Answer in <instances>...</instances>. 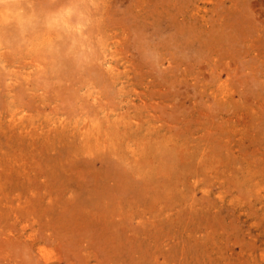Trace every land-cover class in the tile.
Masks as SVG:
<instances>
[{
	"label": "rangeland",
	"instance_id": "rangeland-1",
	"mask_svg": "<svg viewBox=\"0 0 264 264\" xmlns=\"http://www.w3.org/2000/svg\"><path fill=\"white\" fill-rule=\"evenodd\" d=\"M53 1L56 2L61 1L60 3L62 4V8L64 9V12L68 15H69L68 10H71L69 16L73 18L74 22H76L77 25H79L78 22H81L83 19L82 17L83 12H81L80 8H77V6H75L76 4L74 3V0H53ZM86 1L83 0L84 3H86ZM111 1L112 3L114 2V4L111 3L113 8L112 13L125 14L126 12V14H128L133 19L132 20L130 18L128 20L130 23L127 24V26L129 27L128 34L130 35L129 36L127 34V40H129V38L130 39L132 38L129 41L130 43L127 41L130 50L126 52V55L128 54L127 56H129L126 64L128 65L129 68L131 67L132 69L131 70L128 68L129 69V73L127 74L128 77L127 78L124 77L125 79L124 78L119 79L116 83L113 84L114 88L111 87L112 85L107 84L105 89L104 84L100 83L101 85L100 86L99 82L97 80H94L89 75L90 72L88 73L90 68L92 70V66H95L97 62H99V60L97 61L93 60L94 64H92L91 62V66L89 65L90 67L89 69H87L88 68L87 61H86L87 67L86 64H83L80 65L79 68L75 69L69 66H64L63 60L56 59L59 61L61 60L59 63V67L64 68V71L61 68V70H59L60 72L58 71L57 74H55L56 76L53 79V81H51L53 83L50 84L49 81L46 82L47 81L46 79L40 78L39 80L40 83L45 82L44 87L46 89H44V87L42 86L43 88H41L40 91L39 89L35 90L37 91V93H42L44 91L48 92V93L44 92V94L46 93L45 96L50 97L52 99L51 105L54 106L50 107L51 108L49 109L50 111L48 110L46 113L39 114V116H37L36 118L38 121H40L41 119V121L46 122L53 117L63 116V118H65L69 116V114L74 115V112L79 111L78 108L80 107L81 104L80 102H84L81 99L88 97L89 93L93 90L95 91L96 89L99 92V96L103 95L106 98L105 102L108 105L109 104L110 105L114 104V106L119 105L117 107H119L120 111L117 107H113V106L111 107L109 105L111 107L110 110L113 113H120V112L126 113V111L128 110L127 112H129L128 114L129 116H136L137 118L139 117L138 120H142V122L144 123L147 122L145 124L146 129L144 128L141 132L140 129L142 128L132 129L131 133H133L135 136L134 138H131L133 136H130L131 140H127L122 144L121 155L122 156L129 155L130 157H132L131 149H133V147H136V149H138V152L142 156L145 155L146 152L151 151L152 154L155 153V155L152 156H153V160L156 161L155 164L157 165V167L156 168L153 167V169L152 168L149 169L151 171L148 170L147 173H146L147 168L146 169L142 168L143 174L137 173V171L136 173H134L133 169L131 168V166L134 164L132 158H130L131 161L129 159L125 161V159L122 160V158H120L118 155H114V154L111 155L102 150L93 153V155L87 153L85 154L84 157H83L84 154L80 156L74 155V157H77L76 159L71 156L69 159L71 158L74 159L72 163L71 162L68 163L67 160H65L63 161V164H61L60 166V165H56V163L54 162L55 157H57V155L59 156L62 153L64 154L65 150L68 152L70 148L65 143L57 142V143H53L50 147H48L47 145L44 148H42L43 153L41 152V154H44L43 156L38 155V158L40 157V159L42 160L41 163L44 166L43 169L38 170L39 166L36 165L37 164L36 163L35 166L30 167L32 170L30 169L29 170L30 174L27 175L26 170L24 168H21L20 166L21 163H23L22 158L24 155L21 154V150L19 149V147L14 146V144L6 141L7 139L4 138L6 136L3 135V133L1 132L2 130L0 129V134H1L0 136H2L0 137L1 138L0 140L4 141V144L0 143V147H1L0 160L2 158L1 161L2 162L4 161L3 159L5 157L4 156L5 152L13 153L15 155L13 156V158L18 156L21 159L20 161L17 162L15 160L18 159V157L15 160L7 159V162L4 163L3 166L4 168L8 166L9 169H11V171L8 169V167L6 168V170H4V172H2L1 170L2 172L1 177L4 179L3 181L7 183L3 185L4 186L3 189L0 188L1 189L0 205L3 207L1 208L0 206V264H46V262H49L47 264H50V261H45L41 257V255H38L41 249L42 251L53 257L51 259L52 260L51 262H54V264H143V263L144 264H170V263L184 264L185 262H186L185 264L187 263L192 264L195 261L194 258H196L197 261L199 260L198 262H201V264H220V263L242 264L243 262H245L243 264L246 263L264 264L263 263L264 261L262 260V253H264V173H262L264 172V120H263L264 118V104H263L264 103V89H263L264 41L262 40L264 39V35H263L264 34V0H249V3L247 2V0H186V1L165 0L167 4L163 2L164 0H160V1L159 0L158 1L157 0L156 1L155 0H111ZM180 2L185 4H182ZM246 2L248 3V6ZM157 3H160L157 5L161 7L159 8V11L163 9L165 12L169 10L170 13H172V14L169 13V16L172 15V19L174 17L175 22L173 21L172 22L173 24L167 23V20L162 21L163 19H160L162 17L159 16L158 14H156L155 17L153 16L151 17L150 15L151 11L149 10L150 9L149 6H151V4L152 6L156 5ZM162 3L166 6H163ZM249 4L250 7L252 8H249ZM176 6H180L182 11L178 10L177 12L175 10L174 12L173 9H176ZM243 6L245 7V10ZM144 7L146 9H144ZM194 7L196 10L194 9ZM239 7L243 8L244 11H241L242 9L240 8V11L242 13L252 10L251 15L254 17V19L252 18L251 19L253 21L254 28L250 32V37H252V39H255V41L258 44L260 43L258 51H253V49L251 48L252 46L251 42H248V43H242L241 46H243V49H241L240 51L234 50L233 52L230 53L229 56L223 57L222 59H220V57L217 56V54L215 55V53H212L209 56H207L206 59H203L204 58L203 55L201 57L200 54H197L199 53V50H197L198 47H196L197 45H194L195 46L193 48L194 51H191V53L189 52L190 56L193 54V57L190 58L189 53L187 52L188 50H185L188 48L182 46L180 40V38L182 37L179 38L178 35L176 34L178 29L185 27L191 28L192 26L190 25L192 24L193 27L196 26L198 28V26L201 23V19L203 17L200 15L206 12L207 15L209 14L208 17L207 15H205V17L207 18L206 21L208 24L207 23L206 24L208 28L209 26H212L213 23H214L213 25H215L220 22L218 20V17L222 19V21H224V18H226L228 15H230L229 17H231L233 16L232 14L234 13H235L234 15L238 14V12L240 13V11L237 10L239 9ZM164 8L167 9L165 10ZM146 10L149 11L148 14H147L148 11ZM192 10H194L193 11L194 14L191 13ZM229 12L230 14H228ZM176 13H178L179 15H176ZM190 13H191V18L193 19L188 18ZM196 13L198 16L197 21H195L194 19L195 18L194 15H196ZM76 14H79V17ZM226 14L227 16H225ZM140 15L141 17H139ZM210 17L212 18L210 19ZM143 18L145 19L147 18L146 22L143 21L144 20ZM181 18L182 20H180ZM176 19H178V21ZM212 19L213 21L210 22L208 21ZM147 20L149 23L147 22ZM150 20H153L154 22H151ZM181 21H185L186 25L184 23H182L184 24L182 25ZM188 21L190 22V24H188ZM132 22L134 24H132ZM176 22H178V25ZM211 22L213 23L211 24ZM174 23L180 27L174 26ZM136 24H138V27H140L141 24V27H143L142 30L141 27L139 29ZM256 24L258 25V27H255ZM58 26L59 25H57V27ZM156 26L157 29H159L158 32L156 30ZM57 27H54L51 30L56 31L57 29L55 28ZM60 27L64 28L62 25H60ZM60 27L58 28V30L59 29L61 30ZM131 27L133 28V30ZM165 27H166L165 30L166 32L163 31ZM167 27H170L171 29L168 28L167 30ZM134 28L136 29V32L140 31L139 35H141V37L138 36V32L135 33ZM145 28L146 31L149 28L148 29L149 31H147L149 33H144L146 32ZM153 29H155V32ZM258 29H261L263 31H258ZM62 30H61V34L57 36V40L59 41L58 43L63 42L62 39L69 32L66 31V29H64L63 31ZM131 30L133 33L131 32ZM150 31H152L153 33ZM253 31L254 33H252ZM63 32H66V34L65 33L63 34L64 36L62 35ZM173 32L175 35L174 34L172 35ZM201 32L204 33V31ZM201 32L200 34H202ZM163 33L165 35H163ZM149 36L150 37L154 36V37L150 38ZM169 37L173 40L174 44L176 45L175 47L172 40H170ZM167 39L170 40L171 42L170 44L173 46L171 45H166V47L164 46L165 44H169V41ZM258 40H260L261 42ZM157 43L160 44L161 46L160 45L157 46ZM261 43H263V45ZM132 45L133 47H131ZM152 45H154V47ZM179 46L180 47L182 46L181 48L183 50L180 49ZM68 49H69L68 51L69 53L66 51L67 54L65 53L63 57L66 56L69 60L72 57L75 58V56L79 55L82 51V50L80 51V49L77 50L74 49V51L76 52L78 51V54L75 53V55L73 56V51L72 53H70V50L72 48H68ZM195 49L197 52L195 51ZM3 50H6V47L3 48ZM209 50L214 51L211 48H209ZM24 52H26V50L21 52L23 56H25ZM131 54H134V56ZM195 55L196 56L200 55L199 58L203 59L201 63H200L201 60L199 58L198 61H196V58L194 57ZM257 55L259 56L257 57ZM23 56H21V54H16L14 61V63L16 64L15 69L21 68L22 65L24 64L23 60L25 57L23 58ZM185 56H187L189 60ZM60 57L61 56H59V58ZM209 57H211L210 58L211 60L209 59ZM231 57H233L234 59ZM237 57L240 58L237 60L236 59ZM256 57L258 60L256 59L254 61ZM46 59L44 60L45 64L48 63V66L50 68L55 67V69H58L57 68L58 63L54 61L55 59L53 60L51 58L50 62H49L50 59L49 60L48 58ZM52 60L56 63L55 65H51ZM125 60L126 59H123L122 62H125ZM181 60L182 62H180ZM222 60H224L225 62L224 61L222 62ZM239 60H243L240 61L241 63L240 65H239ZM195 61L198 63L196 64ZM186 62L187 64H189V66L185 64ZM229 62L232 63L230 64ZM135 63L137 65H135ZM173 63L177 65L178 68ZM190 63H192L191 66ZM227 63L228 65H226ZM1 64L2 63L0 62V67H1L0 111H2L4 115H6L15 109L14 107L16 104L15 103L16 99L12 97H8L6 92L7 83L11 81L9 77H11L13 74L10 72H12L15 69L13 67H11V69L10 68L7 69L6 67L3 66V64L2 67ZM241 65H243V67ZM218 66L220 68L222 67L221 69L224 70L222 73L220 72L221 73L220 76H218L219 72L218 70H216ZM175 67L177 70L175 69ZM211 67L213 69L209 70V68ZM228 67H230V70L232 71L230 75H228L227 73L229 69ZM4 68L7 69L5 70L7 73L9 72L8 73L9 76L4 70H2ZM34 68H36V66H34L33 69ZM84 68H86V70H84ZM23 70H26V68H23ZM254 70H256L255 73ZM62 71L64 72L65 75L69 74L67 75L68 77L66 76L67 78L64 76V74L63 75L61 74ZM137 71H140L139 75L137 74L138 78L136 77V75H134L138 73ZM248 71L250 72V74ZM233 72H235V74H233ZM159 76L160 78L161 77L162 78L160 79ZM132 77H134V79H132ZM66 79L67 80L71 79V80H68V82H66L65 81ZM127 79L130 80L129 81L130 83L127 81ZM226 79L229 80L227 82L228 85L224 88V93L227 94L228 97L230 98L228 102H226L225 99L222 98L224 93L222 94L221 93L222 90H219L220 84L222 83V81ZM121 80L122 81L125 80V82L119 85V82ZM76 81H78L79 83L78 82L75 83ZM19 83L21 82H17L16 86H18ZM70 84L73 87L75 86L76 88L80 87L81 88L80 91H77L78 89H76L75 87L73 88ZM77 84H80L78 85L79 87H77ZM239 84H241L240 85L241 88H239ZM51 85H53L54 87ZM93 86L95 89L91 88ZM122 86H125V88H122ZM89 88L92 90H88ZM115 88L118 90L116 91ZM119 89H121V91H119ZM247 89H249L248 90L249 92H247ZM245 91L247 93H245ZM150 92H152L151 93L152 97L150 96ZM74 97L77 98L78 100H75ZM138 103L140 104L139 108H138L139 105ZM36 104L37 103H35V106H37ZM146 104H147V109L145 106ZM200 106H202V108ZM55 108H57V110ZM210 108H212V110ZM167 110L171 114L173 113L172 117L169 114V112H167ZM175 110H177L179 114ZM228 110H230L231 112ZM147 111L150 114L152 112L151 115H153L154 118L151 115L148 118L143 117V115L145 116V114L148 113ZM172 111H174L176 114ZM253 112H255L257 115H253ZM47 113H49V115ZM184 113L187 115H185ZM202 113H205V116L202 115ZM218 114H222L220 116L224 115L225 119H228L227 121H225V123L221 122L223 127L219 125V121H221L222 119L221 117L218 118ZM201 115L203 116V118H201ZM155 116H157L158 119ZM41 117L44 119H42ZM169 117L171 118L169 119ZM198 117L200 120L198 119ZM164 118L166 121H164ZM173 118H175V120H173ZM159 120L161 121L163 120L162 122L165 123L162 124V122ZM202 120L205 121V124L207 125L211 124V122L209 121H213L212 125H214L215 123V128L213 130H215L216 128L225 130L228 125H230V127L233 129L235 127L239 129L246 127L247 125L245 123L253 124V122L254 124L259 123L258 124L259 130L253 133L256 134L254 138L249 137L250 139H247L246 141L240 140L238 145L235 144L237 146L234 149L235 152L232 151L231 153H225L224 155L219 154L218 156H216L215 163L209 162L208 163L209 166L208 165L200 166L197 159L192 158L190 159V161H188V163L185 164V165L188 164L187 166L189 167H185L183 165V167L180 166L178 170L169 171V167L173 164V162L169 158V156H166L167 151L165 150V148L171 147L169 144L172 143V138L184 139L190 137L188 138L189 140L188 146L193 147L192 150L195 149V151L200 155V152L203 148V144L202 143L196 144L195 142L192 141V138L194 136L198 137L200 134L202 135L203 131L199 130L202 124L201 126L200 124H198ZM173 124L175 125L178 124V125L175 126ZM139 125L142 126V124ZM235 125H239V126H235ZM172 126H175L178 132H176L175 131L176 128ZM192 126L193 127L196 126L197 128L193 129ZM252 126L253 125H248V128L250 129L252 128ZM156 127H158L159 130H151V128L154 129ZM196 131H200V132H196ZM135 133L138 134L136 135ZM3 145H5L4 147L5 150L4 148L2 149ZM12 147H14V149H12ZM7 148L9 150H6ZM159 148H161V150H159ZM227 156L229 157V159ZM46 158L47 161L45 160ZM81 158L83 159L81 160ZM110 158H112L113 160L112 159L110 160ZM236 158L239 160L237 161ZM83 160L85 161V164ZM76 162H79V164L77 165ZM81 163H83V165L86 166L84 167ZM101 163H103L104 166L103 165L101 166ZM108 163L110 164V166ZM116 164H119L117 168H116ZM128 164H130V167ZM92 165L95 168L94 167L91 168ZM3 166H1L0 169H3ZM107 166L108 168L106 169ZM112 166H114V168ZM122 166H124L126 169H123L124 167ZM77 167H79V170ZM82 167H84L85 169L84 168L82 169ZM110 167H112L113 169H111ZM247 167L251 169L252 173L250 174L246 173L247 171H249ZM98 168L101 171H99ZM66 169H70V170H66ZM103 169L105 170L102 171ZM7 170H9V172ZM20 170L23 171L21 172ZM41 170H45V172L40 173ZM107 170H109L108 171L109 173L107 172ZM119 170H122L123 172ZM159 170L161 171L163 170L162 171L163 173ZM24 171L27 176L29 177L32 176V179H29V177H24L23 175ZM87 171H88L87 174L89 176L84 177L87 175L85 174ZM89 171L90 172L93 171L95 175L93 173H90ZM78 172L79 173L81 172L80 176ZM106 172L108 175L105 174ZM36 173H40L41 175L37 176ZM17 174L21 175V178H18L19 176L16 177ZM33 174L35 176V180H33L34 178ZM70 175L72 177L73 176L77 177L78 175L80 179L74 177L75 179L74 180L73 178H71ZM97 175L99 176L97 177ZM94 176L96 177L95 178L96 180L94 179ZM23 177L26 178V181ZM22 178L24 179L23 183L28 181L29 182L35 181V183L32 182L29 183L33 185L32 188L35 187L34 190L36 192L34 191L35 193L34 192L31 193V195H33L34 197L30 195L29 197L30 199L25 200L26 203H24L25 201H22L23 199L18 200V202H16V200L10 197L12 196V193L17 194L22 191L21 195L22 197L24 196L25 199L26 196L25 192H27L28 189L26 188L25 191L24 190L25 187L23 188L21 187L22 182L20 181H23ZM27 178L29 180H27ZM121 178L122 180H120ZM77 180L79 181L77 182ZM177 180L179 181L181 180V181L177 182ZM16 181H18L19 183H16ZM99 181L101 184L100 186L98 183ZM118 181L121 183H119ZM152 181L155 182V183L153 182V185H151ZM37 182H39L40 184H37ZM104 182L106 185H104ZM131 182L132 184H130ZM167 182L169 183L167 184ZM47 183L48 185H46ZM59 183L61 184L59 185ZM63 183L66 189L65 187L61 188V186H64ZM17 184H19L20 186ZM127 184L129 187L126 186L125 189L124 186ZM39 185H41V187ZM120 185L122 186L124 185L123 187H121L122 189L118 188V186L120 187ZM148 185L150 187H148ZM14 186L18 187L19 190L18 188H16L17 189L16 191ZM58 186H60V188ZM69 187H71V190H69ZM72 187H75V189ZM133 187H135L136 190ZM238 188L242 191V194L240 193L241 191ZM99 190L101 193L99 192ZM128 190L129 193L126 192ZM169 190H171V192H168ZM55 193L57 195H55ZM205 195H208V197L207 196L205 197ZM7 196L10 198L8 199ZM76 196L77 198H75ZM79 196L81 198H78ZM1 197L4 198L7 202ZM198 204L200 207L198 206ZM179 205L181 206L182 209H180ZM236 213L239 214L236 215ZM166 215H168V217ZM218 218L223 223H221ZM223 226L225 227V229H222ZM216 228L219 229L216 230ZM227 232L229 235L227 234ZM159 246L161 247V250ZM235 253L237 254V256ZM242 260L244 261L240 262Z\"/></svg>",
	"mask_w": 264,
	"mask_h": 264
},
{
	"label": "bare ground",
	"instance_id": "bare-ground-1",
	"mask_svg": "<svg viewBox=\"0 0 264 264\" xmlns=\"http://www.w3.org/2000/svg\"><path fill=\"white\" fill-rule=\"evenodd\" d=\"M86 1V0H85ZM90 1V2H89ZM156 1V0H155ZM158 1V0H157ZM160 1V0H159ZM179 1H182V0H179ZM186 1V0H185ZM61 1H53V0H0V62L3 64L4 67H6L7 69L11 67H13L14 69L16 68V64L14 63L15 61V57H16V54H21V52L25 51L24 54L25 56H23L24 58V64L22 65L21 68H18V69H15L13 70L12 72L10 73H13L11 77H9V79H11L10 82L7 83V87H6V92H7V95L8 97H12V98H15L16 99V104H15V109L12 110L11 112H9L8 114L4 115V113L2 111H0V129L2 130L1 132L3 133L4 138H6L7 142L9 143H12L14 144V146H17L19 147V149L21 150V154H23V163H21V168H24L26 170V174L29 175L30 172L29 170L31 169L30 167L31 166H35L38 165L39 168L38 170L40 169H43V164L41 163V159L40 157L38 158V155H41L43 156L44 154H41L42 152V148H44L45 146L48 145V147H50L53 143H65L70 149L69 151L67 152L65 150V153L63 154H60L59 156L57 155V157H55V163L56 165H60L63 164V161L67 160L68 163H72V161H74V159H69L71 156L74 157V155H77V156H80V155H83V157L85 156V154L87 153H90L91 155H93V153H96L97 151L99 150H102L108 154H114V155H118L120 158L125 159L126 160H130V158H132V161H134L133 165L131 166V168L133 169L134 173H142V168L146 169V173L148 172L149 169H153V167H157V165L155 164L156 161L153 160V156L152 155H155L151 153V151L149 152H146L145 155H141L139 152H138V149H136V147H133V149H131V153H132V157H130L129 155H121L122 152H121V149H122V144L127 141V140H131V138H134V134L131 133L132 132V129L133 128H142L140 129V132L146 127H145V124L147 122H142V120H138L139 117L137 118L136 116H129V112L126 111V113L124 112H120V113H113L110 109L111 107H117L119 105H108L106 102H105V97L102 95V96H99V92L93 87L91 88H94L95 91H91L89 93V96L88 97H85L83 99H81L82 101L84 102H80V107L78 108V112H74V115L73 114H69V116L63 118V116H59V117H53L51 119H49L48 121L44 122V121H38L37 120V116H39V114H42V113H46L49 109H51L50 107L51 106H54V105H51L52 102H51V98L50 97H47L45 96L44 92L42 93H37V91L35 90H38L40 91L41 88H43L45 86V82L43 83H40V78H44L46 79L48 82L49 81V84L50 83H53L51 81H53V79L55 78V74H57V72L59 70H61L62 67H59V63L61 60H63V65L64 66H69L71 68H79L80 65H83V64H88V68L89 69V65L91 66V62L92 64H94L93 60H99V62H97V64L95 66H92V70L90 68V70L88 71L89 75L94 79V80H97L99 82V85L100 83L101 84H104L105 85V89H106V85L109 84V85H112L111 87L114 88L113 84L116 83L119 79L121 78H127L128 77V73H129V69H131V67L129 68L128 65L126 64V62L128 61V57L126 55V52H128L130 49H129V45L127 43V41L129 42L131 39L129 38V40H127V34H128V26L127 24L130 23L128 20L131 18L128 14H114L112 13V1L111 0H88L86 1V3L83 2V0H74V3L76 4L75 6H77V8H80L81 9V12H83L82 14V21L81 22H78L79 25H77L76 22H74L73 18L70 17L68 14H66L64 12V9L62 8V4L60 3ZM154 2V1H153ZM162 2V1H161ZM165 2V0L163 1ZM247 2L249 3V0H247ZM246 2V3H247ZM156 3V2H155ZM166 3V2H165ZM169 3V2H168ZM182 3V2H180ZM180 3H177V4H180ZM248 3H247V6H248ZM114 4V2L112 3ZM154 4V3H153ZM158 4L160 3H157L156 5H153L151 4L150 7V15L151 17H155L156 14H158L159 16H161L162 18L160 19H163L162 21H165L167 20V23H171L173 24L172 22L174 20V17L172 19V15L169 16V13L170 11L167 10L166 12L162 9L161 11H159V8H161L160 6H157ZM167 4V3H166ZM175 4V3H174ZM182 4H185V3H182ZM181 4V5H182ZM163 6H166L162 3ZM138 6V4H137ZM168 6V5H167ZM174 6V5H173ZM147 7V5H146ZM170 7V6H169ZM183 7V6H181ZM244 7V6H243ZM240 8L237 9L240 11ZM249 8H252L250 7V4H249ZM144 9H146L144 7ZM165 9V8H164ZM167 9V8H166ZM165 9V10H166ZM185 9V8H184ZM193 9V7H192ZM195 9V7H194ZM242 10L241 11H244L245 10V7H244V10L243 8H241ZM116 10V9H115ZM175 10L178 12V10L182 11V9L180 8V6H176V9H173V11L175 12ZM196 10V9H195ZM202 10V9H201ZM143 11V10H142ZM148 11V10H146ZM145 11V12H146ZM169 11V12H168ZM172 11V10H171ZM194 10H192V14H194L193 12ZM198 11V10H197ZM240 13L238 12V14L234 15L232 14L233 16L229 17L230 15L227 16V14L225 16H227L226 18H224V21H222V19H220L218 17V20L220 21L218 24H215L213 25L214 23L211 22L212 26H209L207 28V18L205 17V15H207L206 13L200 15V16H203L202 19H201V23L200 25L198 26V28L195 26L193 27V24L190 25L192 26L191 28L189 27H185V28H180L178 29L177 31V35L178 37H182L180 38L181 40V43H182V46H184L185 48H188V49H185V50H188L187 52L191 53V51H194L193 48L195 47L194 45H197L196 47L197 50H199V53L197 54H200L201 57L202 55L204 56L203 59H206L207 56H209L210 54L212 53H215V55L217 54V56L220 57V59H222L223 57H226V56H229L231 52H233L234 50L235 51H240L241 49H243V46L242 43H248V42H251V48L253 49V51H258V48H259V45L260 43L258 44L255 39H252V37H250V32L252 31V29L254 28L253 27V21L252 19H254V17L251 15L252 14V10H249L248 12H241ZM156 12V13H155ZM190 12V10H189ZM237 12V11H236ZM143 13V12H142ZM149 13V11L147 12V14ZM191 13L190 15L188 16V18L190 19L191 18ZM202 13V12H201ZM249 13V14H248ZM172 14V13H170ZM183 14V13H182ZM189 14V13H188ZM224 14V13H223ZM230 14V12L228 13ZM78 17H79V14H76ZM176 15H179L178 13H176ZM175 15V16H176ZM209 15V14H208ZM207 15V17H208ZM217 15V14H216ZM252 17H251V16ZM138 16V15H137ZM169 16V17H168ZM218 16V15H217ZM219 16H222V15H219ZM141 17V15L139 16ZM138 17V18H139ZM147 17V16H146ZM177 17V16H176ZM181 17V16H179ZM194 19L195 21H197V13L196 15H194ZM215 17V16H214ZM213 17V18H214ZM188 18H185V19H188ZM212 17H210L211 19ZM216 18V17H215ZM252 18V19H251ZM132 19V18H131ZM137 19V17H136ZM144 22H146V19L143 18ZM184 19V17H183ZM193 19V18H191ZM80 20H81V17H80ZM133 20V19H132ZM149 20V19H148ZM147 20V22H148ZM178 21V19H176ZM182 20V18L180 19ZM179 20V21H180ZM215 20V19H214ZM216 20V21H218ZM142 21V20H141ZM151 22H154L153 20H150ZM191 21V20H190ZM194 21V20H193ZM192 21V22H193ZM194 21V22H195ZM209 22L210 21H213L212 20H208ZM214 21V22H216ZM134 22V21H133ZM132 22V24H134ZM137 22V21H136ZM256 22V21H255ZM138 23V22H137ZM143 23V22H142ZM149 23V22H148ZM162 23V22H161ZM164 23V22H163ZM166 23V24H167ZM177 25H178V22H176ZM184 23L185 24V21H181V24ZM196 23V22H195ZM207 23V24H206ZM160 24V23H158ZM180 24V22H179ZM182 24V25H184ZM188 24H190V22L188 21ZM187 24V25H188ZM258 24V23H257ZM256 24L255 27H258V25ZM57 25H59L57 27ZM60 25H62L64 28H61ZM137 27H138V24H136ZM135 25V27H136ZM149 25V24H147ZM152 25V24H151ZM162 25V24H161ZM175 23H174V26H177ZM186 25V24H185ZM198 25V24H197ZM210 25V24H209ZM134 26V25H133ZM158 26V25H157ZM157 26H156V30L158 32L159 29H157ZM165 26V24H164ZM169 26V25H167ZM54 27H57L55 29L58 30V28L60 27L61 30L63 29H66V31H69L67 33L66 36H64L63 34L66 32H63L62 35V41L63 42H60L58 43L59 41L57 40V36H59L61 34V30L59 31H54V30H51L52 28ZM140 27H141V24H140ZM140 27H138L140 29ZM150 27V26H148ZM173 27V26H171ZM177 27H180V26H177ZM176 27V28H177ZM132 28V27H131ZM130 28V29H131ZM143 27H141V30H142ZM168 28L170 27H167V30ZM174 28V29H176ZM261 28V27H259ZM263 28V27H262ZM135 29V28H134ZM138 29V30H139ZM149 29V28H148ZM147 29V31H149ZM171 29V28H170ZM257 29V28H255ZM254 29V30H255ZM62 30V31H63ZM121 30V31H120ZM133 30V28H132ZM131 30V32H132ZM151 30V28H150ZM154 32H155V29H153ZM152 30V31H153ZM166 30V27L164 28L163 31ZM145 31H146V28H145ZM144 32V33H149V32ZM150 31V32H152ZM162 31V30H161ZM173 31V29H172ZM201 31H204L201 32ZM257 31V30H256ZM258 31H263L261 29H258ZM138 32V36L141 37V35H139V32L140 31H137ZM136 32V29H135V33ZM143 32V31H142ZM141 32V33H142ZM166 32V31H165ZM170 32V30H169ZM200 32L202 34H200ZM133 33V32H132ZM153 33V32H152ZM151 33V34H152ZM254 33V31L252 32ZM150 34V36H151ZM155 34V33H154ZM160 34V33H159ZM170 34V33H169ZM174 34V32L172 33V35ZM129 35V34H128ZM144 35V34H143ZM153 35V34H152ZM163 35H165L163 33ZM171 35V36H172ZM175 35V34H174ZM254 35V34H253ZM262 35V34H261ZM264 35V34H263ZM130 36V35H129ZM128 36V37H129ZM133 36V35H132ZM149 36V37H150ZM162 36V34H161ZM168 36V35H166ZM165 36V37H166ZM154 37V36H152ZM150 37V38H152ZM176 37V36H175ZM255 37V36H254ZM259 37V36H258ZM162 38V37H161ZM164 38V37H163ZM260 38V37H259ZM170 40H172L170 37H169ZM167 39L169 41V44H165L164 46L166 47V45H171L170 43V40ZM166 40V39H165ZM164 40V41H165ZM176 40V39H174ZM264 41V39H262ZM152 41H155V40H152ZM166 41V42H168ZM260 41V40H258ZM262 41V42H263ZM151 42V41H150ZM173 42V40H172ZM261 42V41H260ZM130 43V42H129ZM159 43V42H158ZM157 43V46H159L160 44ZM154 44V43H153ZM174 44V42H173ZM263 45V43H261ZM131 45V44H130ZM135 45V44H134ZM156 45V44H155ZM154 47V45H152ZM161 46V45H160ZM173 46V45H171ZM170 46V47H171ZM176 45L174 44V47ZM181 46V47H182ZM6 47V50H3V48ZM133 47V45L131 46ZM150 47V46H149ZM180 46L179 48L182 49ZM208 47V49H207ZM68 48H72L70 50V53H72L73 51V56L76 54H78V51H74L77 50V49H80L81 53L79 55H76L75 58H71L70 60L65 56V53L67 54V52L69 51ZM209 48H211L212 50L214 51H211L209 50ZM133 49V48H132ZM177 49V48H175ZM189 49H192V50H189ZM183 50V49H182ZM67 51V52H66ZM173 51V50H171ZM196 51V49H195ZM250 51V50H249ZM262 51V50H261ZM154 52V50H153ZM184 52V51H183ZM197 52V51H196ZM69 53V52H68ZM131 53H132V50H131ZM178 53V52H177ZM182 53V52H181ZM179 53V54H181ZM190 53H189V56H190ZM193 53V52H192ZM238 53V52H237ZM255 53V52H254ZM130 54V53H129ZM176 54V53H175ZM178 54V56H179ZM187 54V53H185ZM196 54V53H195ZM196 54V55H197ZM245 54V53H244ZM134 56V54H131ZM130 55V56H131ZM161 55V54H160ZM164 55V54H163ZM184 55V54H183ZM194 56L196 58V61H198V58L200 57L199 56ZM236 55V54H235ZM59 56H61L59 58ZM71 56V55H70ZM84 56V57H82ZM173 56H176V55H173ZM188 56V55H187ZM187 56H185L187 58ZM188 56V57H189ZM216 56V57H217ZM251 56V55H250ZM259 55H257L258 57ZM56 61L58 63V69H55V67H49L48 66V63L45 64V59L48 58L49 62L51 61V58ZM86 57V58H85ZM167 57V56H165ZM193 57V54L190 56V58ZM212 57V56H211ZM209 57V59L211 58ZM255 57V56H253ZM257 57L254 59V61L257 59ZM85 58V59H84ZM89 58V59H88ZM161 58V57H160ZM182 58V57H181ZM218 58V57H217ZM233 58V57H231ZM229 58V59H231ZM240 57H237L236 59L238 60ZM252 58V57H251ZM56 59H61L60 61L59 60H56ZM123 59H126L125 62H122ZM165 59V58H164ZM170 59V58H169ZM188 59V58H187ZM200 59V58H199ZM203 59H200V63L202 62ZM234 59V58H233ZM246 59V58H245ZM250 59V58H249ZM47 60V59H46ZM52 60V63L51 65H55L56 63ZM85 60V61H84ZM88 60H91V61H88ZM189 60V59H188ZM211 60V59H210ZM228 60V59H227ZM248 60V59H247ZM258 60V59H257ZM83 61V63H82ZM87 61V62H86ZM170 61V60H169ZM195 61V62H196ZM224 60H222L223 62ZM240 61H243V60H239V65L241 64ZM245 61V60H244ZM90 62V63H89ZM137 62V61H136ZM182 62V60L180 61ZM207 62V61H205ZM211 62V61H210ZM220 62V61H219ZM225 62V61H224ZM248 62V61H246ZM143 63V62H142ZM148 63V62H147ZM198 62H196L197 64ZM230 63V62H229ZM232 63V62H231ZM230 63V64H231ZM244 63V62H243ZM1 64V66H2ZM87 64H86V67H87ZM174 64V63H173ZM187 64V62L185 63ZM192 63H190V66H191ZM219 64H222V63H219ZM225 64V63H224ZM238 64V62H237ZM135 65H137L135 63ZM164 65V64H163ZM172 65V64H171ZM175 65V64H174ZM183 65V64H182ZM189 66V64H187ZM213 65V64H212ZM228 65V63L226 64ZM247 65V64H246ZM2 66V67H3ZM36 66V68L33 69V67ZM177 66V65H175ZM187 66V67H188ZM201 66V64H200ZM207 66V65H206ZM243 67V65H241ZM203 67V65H202ZM219 67V66H218ZM216 70H218V76L221 75V73L224 71L223 69H221L220 67ZM227 67V66H226ZM235 67V66H234ZM232 67V68H234ZM240 67V66H239ZM241 67V68H242ZM251 67V66H250ZM23 68H26V70H23ZM129 68V69H128ZM134 68V67H133ZM142 68V67H140ZM145 68V67H144ZM178 68V66H177ZM190 68V67H189ZM228 75H230L232 73V71L230 70V67H228ZM253 68V67H252ZM7 69H2V70H7ZM63 71H64V68H62ZM176 69V67H175ZM181 69V68H180ZM201 69V68H200ZM208 69V67H207ZM210 69H213L212 67L209 68ZM236 69H237V66H236ZM0 70H1V67H0ZM84 70H86V68H84ZM132 70V69H131ZM137 70V69H136ZM135 70V72H136ZM168 70V69H167ZM177 70V69H176ZM240 70V69H239ZM243 70V69H242ZM258 70V69H257ZM62 71V72H63ZM70 71V70H68ZM86 71V73H87ZM134 71V69H133ZM142 71V70H141ZM205 71V70H204ZM213 71V70H212ZM215 71V69H214ZM237 71V70H236ZM241 71V70H240ZM256 70H254V73H255ZM6 72V71H5ZM60 72V71H59ZM61 74L63 75L64 72ZM138 73L134 74L136 75L137 77V74L139 75V72L140 71H137ZM221 72V73H220ZM249 72V71H248ZM247 72V73H248ZM261 72V71H259ZM7 73V72H6ZM5 73V75H6ZM9 73V72H8ZM7 73V75L9 76V74ZM68 73V72H67ZM70 73V72H69ZM146 73V72H145ZM171 73V72H170ZM176 73V72H175ZM189 73V72H188ZM216 73V72H215ZM172 74V73H171ZM174 74V73H173ZM233 74H235V72H233ZM237 74V72H236ZM250 74V72H249ZM6 75V77H7ZM67 75L69 74H64V76L66 77ZM141 75V73H140ZM175 75V74H174ZM182 75V74H181ZM180 75V76H181ZM72 76V75H70ZM186 76V75H185ZM254 76V75H253ZM68 77V76H67ZM66 77V78H67ZM260 77V76H259ZM70 78V77H69ZM124 78V79H125ZM130 78V77H129ZM138 78V77H137ZM160 78V76H159ZM162 78V77H161ZM160 78V79H161ZM184 78V77H183ZM264 78V77H263ZM61 79V78H60ZM132 79H134V77H132ZM170 79V78H169ZM68 80H71V79H68ZM68 80L66 79L65 81L68 82ZM82 80V79H81ZM173 80V79H172ZM223 80V79H222ZM228 80L229 79H226L224 81H222V83L220 84V87H219V90H222V94L224 93V88L228 85ZM127 81L129 82L130 80L127 79ZM17 82H21L19 83L18 86H16V83ZM59 82V81H58ZM56 82V83H58ZM78 81H76L75 83H77ZM125 80H121L119 82V85L121 83H124ZM161 82V81H159ZM164 82V81H163ZM175 82V81H174ZM219 82V81H218ZM221 82V80H220ZM233 82V81H232ZM239 82V81H238ZM55 83V85H56ZM74 83V84H75ZM79 83V82H78ZM130 83V82H129ZM154 83V82H153ZM47 84V83H46ZM60 84V83H58ZM73 84V85H74ZM152 84V83H151ZM238 84V83H237ZM3 85H6V84H3ZM71 85V84H70ZM78 85L80 84H77V87H79ZM108 85V86H109ZM118 85V84H117ZM130 85V84H129ZM154 85V84H153ZM215 85V84H214ZM218 85V84H217ZM241 84H239V88ZM1 86V85H0ZM43 86V87H42ZM53 86V85H51ZM72 86V85H71ZM101 86V85H100ZM131 86V85H130ZM174 86V84H173ZM230 86V85H229ZM54 87V86H53ZM70 87V86H69ZM73 87V86H72ZM75 87V86H74ZM73 87V88H74ZM83 87V86H82ZM99 87V86H98ZM97 87V88H98ZM103 87V86H102ZM157 87V85H156ZM213 87V85H212ZM217 87V86H216ZM238 87V86H236ZM255 87V86H254ZM65 88V87H64ZM63 88V89H64ZM68 88V87H67ZM72 88V89H73ZM76 88V87H75ZM122 88H125V86H122ZM121 88V89H122ZM155 88V87H154ZM231 88V87H230ZM44 89H46L44 87ZM78 89L77 91H80V87L79 88H76ZM101 89V88H100ZM121 89H119V91H121ZM218 89V88H217ZM232 89V88H231ZM264 89V87H263ZM59 90V89H58ZM74 90V89H73ZM88 90H92V89H88ZM99 90V89H98ZM115 90L117 91L118 89L115 88ZM123 90V89H122ZM129 90V89H128ZM242 90V89H240ZM244 90V89H243ZM249 89H247V92ZM215 91V90H214ZM218 91V90H217ZM253 91V90H252ZM59 92V91H58ZM88 92V91H87ZM103 92V90H102ZM216 92V91H215ZM243 92V91H242ZM245 91V93H247ZM57 93V92H55ZM77 93V92H76ZM152 92H150V96L152 97ZM154 93V92H153ZM251 93V92H250ZM248 93V94H250ZM72 94V93H71ZM101 94V93H100ZM156 94V93H155ZM159 94V93H158ZM215 94V93H214ZM254 94V93H252ZM74 95V94H73ZM77 95V94H76ZM75 95V96H76ZM54 96V95H53ZM126 96V95H125ZM148 96V95H147ZM165 96V95H163ZM218 96V95H217ZM59 97V96H58ZM213 97V95H212ZM57 98V97H56ZM73 98V97H72ZM75 98V97H74ZM81 98V97H80ZM79 98V99H80ZM162 98V97H161ZM164 98V97H163ZM166 98V97H165ZM169 98V97H168ZM225 99L226 102H228L230 100V98L228 97L227 94L224 93L223 97ZM240 98V97H239ZM243 98V97H242ZM247 98V96H246ZM219 99V98H218ZM222 99V100H224ZM75 100H78L77 98H75ZM124 100V99H123ZM220 100V99H219ZM138 101V100H137ZM141 101V100H140ZM56 102V101H55ZM248 102V101H247ZM35 103H37L35 106ZM111 103V102H109ZM134 103V102H133ZM147 103V102H146ZM154 103V102H153ZM215 103V102H214ZM121 104V103H120ZM139 104V103H138ZM148 104V103H147ZM147 104L145 105L146 106V109H147ZM150 104V103H149ZM264 104V103H263ZM77 105V104H76ZM136 105V104H135ZM215 105V104H214ZM217 105V103H216ZM215 105V106H216ZM59 106V105H58ZM56 106V107H58ZM140 104L138 105V108H139ZM143 106V105H142ZM150 106V105H149ZM110 107V108H109ZM197 107V106H196ZM202 108V106H200ZM199 107V108H200ZM226 107V106H225ZM242 107V106H241ZM119 109V107H117ZM126 108V107H125ZM149 108V107H148ZM57 110V108H55ZM59 109V108H58ZM62 109V108H61ZM135 109V107H134ZM212 110V108H210ZM60 110V109H59ZM115 110V109H114ZM140 110V109H139ZM173 110V109H172ZM206 110V109H204ZM232 110V109H231ZM50 111V110H49ZM54 111V110H53ZM63 111V110H62ZM116 111V110H115ZM120 111V109H119ZM123 111V110H122ZM138 111V110H137ZM178 114L179 112L177 110H175ZM197 111V110H196ZM230 111V110H228ZM254 111V110H253ZM256 111V110H255ZM72 112V111H71ZM148 112V111H147ZM167 112H169L167 110ZM174 112V111H172ZM231 112V111H230ZM133 113V112H131ZM175 113V112H174ZM212 113V112H211ZM218 113V112H217ZM49 115V113H47ZM52 114V113H51ZM57 114V113H56ZM63 114V113H62ZM152 114V112H151ZM149 112L145 114V116L143 115V117H149L151 115ZM169 114L171 115L172 117V114L169 112ZM176 114V113H175ZM181 114V112H180ZM185 114V113H184ZM196 114V113H194ZM61 115V114H60ZM71 115V116H70ZM155 115V114H154ZM187 115V114H185ZM202 115L205 116V113H202ZM201 115V118H203V116ZM222 114H218V118L221 117V121H219V125H221L223 127V125L221 124L222 123H225V121H227L228 119H225V116H220ZM253 115H257L255 112H253ZM55 116V115H54ZM140 116V115H139ZM153 117V115H151ZM158 116V115H157ZM155 116L157 119L158 117ZM167 116V115H166ZM183 116V115H182ZM191 116V115H190ZM163 117V116H161ZM169 117V119L171 118ZM175 117V115H174ZM184 117V116H183ZM182 117V118H183ZM187 117V116H185ZM189 117V116H188ZM42 118V117H41ZM135 118V119H134ZM154 118V117H153ZM191 118V117H190ZM44 119V118H42ZM160 119V118H159ZM192 119V118H191ZM190 119V120H191ZM199 119V117H198ZM197 119V121H198ZM213 119V118H212ZM173 120H175V118H173ZM177 120V119H176ZM187 120V119H186ZM195 120V119H194ZM193 120V121H194ZM200 120V119H199ZM208 120V119H207ZM237 120H240V119H237ZM264 120V118H263ZM144 121V120H143ZM161 121V120H159ZM158 121V123H159ZM163 121V120H162ZM161 121V122H162ZM164 121L165 118H164ZM182 121V120H181ZM192 121V120H191ZM196 121V122H197ZM258 121V120H257ZM256 121V122H257ZM151 122V121H150ZM211 122V124L207 125L205 124V121H201L199 122L198 124H202V126L199 128L200 131H203L202 135L200 134L198 137H194L192 138V141L195 142L196 144H200L202 143L203 144V148L200 152V155L195 151V149L192 150L193 147H189V140L188 138H184V139H181V138H172V143H170L169 145L171 147H167L165 148V150L167 151L166 153V156H169V158L172 160L173 164L169 167V171H172V170H178V168H180V166L183 167V165L185 167H189L187 165H185L186 163H188V161H190V159L192 158H196L198 163L200 164V166H204V165H208L209 166V162L211 163H215L216 161V156H218L219 154H225V153H231L232 151L235 152V148L237 147L235 144L238 145V143L240 142V140H244L246 141L247 139H250L249 137H252L254 138L256 136V134H253L254 132H257L259 129H258V124L259 123H256L253 124H249V123H245L247 126L246 127H243V128H236L235 126H239V125H235L234 129L230 127V125L227 126V128L225 130L223 129H220V128H216L215 130H213L215 128V123L214 125L213 124V121H209ZM236 122V121H235ZM152 123V122H151ZM165 123V122H164ZM162 122V124H164ZM184 123V122H183ZM188 123V122H187ZM139 124H142L139 125ZM170 124V123H169ZM180 124V123H179ZM217 124V123H216ZM161 125V124H159ZM158 125V126H159ZM171 125V124H170ZM175 125V124H173ZM178 125V124H177ZM175 125V126H177ZM248 125H253L252 128H248ZM175 126H172L174 128H176ZM180 126V125H179ZM261 126V125H260ZM166 127V126H165ZM171 127V128H172ZM188 127V126H187ZM193 127V126H192ZM251 127V126H250ZM167 128V127H166ZM179 128V127H178ZM194 128H197L196 126L193 127ZM231 128V129H229ZM184 129V128H183ZM151 130H159L158 127L152 129ZM191 130V129H190ZM251 132H250V131ZM176 132L177 131V128L175 130ZM184 131V130H183ZM200 131H196V132H200ZM230 131V133H229ZM148 132V131H147ZM157 132V131H156ZM260 132V131H259ZM190 133V132H189ZM188 133V134H189ZM250 133V134H249ZM252 133V135H251ZM136 135L138 133H135ZM1 135V134H0ZM128 135V136H127ZM249 135V136H248ZM130 136H133L130 138ZM2 137V136H0ZM148 137V136H147ZM144 138V137H143ZM164 138V137H163ZM1 139V138H0ZM140 140V139H139ZM144 140V139H143ZM153 140V139H152ZM262 140V139H261ZM146 142V141H145ZM253 142V140H252ZM262 142V141H261ZM0 143H3L4 144V141L3 140H0ZM140 143V142H139ZM162 143V142H161ZM165 143V142H164ZM234 143V144H232ZM8 144V143H7ZM27 144V145H26ZM6 145V144H5ZM5 145L2 146V149L5 147ZM151 145V144H150ZM195 145V144H194ZM10 146V145H9ZM12 146V145H11ZM232 149H231V148ZM1 148V147H0ZM153 148V147H152ZM11 149V148H10ZM12 149H14V147H12ZM17 149V148H16ZM147 149V148H146ZM5 150V148H4ZM6 150H9L8 148ZM60 150V149H59ZM64 150V149H63ZM125 150V149H124ZM142 150V149H141ZM159 150H161V148H159ZM192 150V151H191ZM18 151V150H17ZM61 151V150H60ZM154 151V150H153ZM217 151V152H216ZM227 151V152H225ZM243 151V150H242ZM16 152V151H14ZM24 152V153H23ZM62 152V151H61ZM245 152V150H244ZM43 153V152H42ZM70 155H69V154ZM128 153V152H126ZM125 153V154H126ZM20 154V155H21ZM165 154V152H164ZM19 155V156H20ZM105 155V154H104ZM121 155V156H120ZM4 161L2 162V158H1V162H0V167L3 166L4 163L7 162V159H11V160H15L17 157L13 158V156H15L13 153H10V152H5V155H4ZM208 156V157H207ZM49 157V156H48ZM94 157V156H93ZM228 157V156H227ZM75 159L77 157H74ZM97 158V157H96ZM107 158V157H106ZM105 158V159H106ZM83 158H81L82 160ZM87 159V158H86ZM112 158H110L111 160ZM168 159V158H167ZM229 159V157H228ZM233 159V158H232ZM237 159V158H236ZM21 159L18 157V159H16L15 161H20ZM47 161V158L45 159ZM53 160V159H52ZM80 160V159H79ZM90 160V159H89ZM113 160V159H112ZM159 160V159H158ZM227 160V159H226ZM239 159H237L238 161ZM57 161V162H56ZM88 161V160H87ZM118 161V159H117ZM136 161V162H135ZM193 161V160H192ZM228 161V160H227ZM233 161V160H232ZM236 161V163H237ZM10 162V161H8ZM84 164H85V161L83 160ZM109 162V161H108ZM219 162V160H218ZM230 162V160H229ZM77 165L79 164V162H76ZM75 163V164H76ZM124 163V162H123ZM163 163V162H162ZM224 163H227V162H224ZM65 164V163H64ZM83 165V163H81ZM91 164V163H90ZM109 164V163H108ZM161 164V163H160ZM6 165V164H5ZM54 165V164H53ZM68 165V164H67ZM86 165H87V162H86ZM86 165H83L84 167ZM104 166L103 163H101V166ZM107 165V164H106ZM124 165V164H123ZM129 167H130V164H128ZM192 165V164H191ZM55 166V165H54ZM80 166V165H79ZM89 166V165H88ZM110 166V164H109ZM117 166H119V164H116V168ZM125 166V165H124ZM122 166V167H124ZM127 166V165H126ZM165 166V165H164ZM194 166V165H193ZM216 166V165H215ZM234 166V165H233ZM242 166V165H240ZM8 167V166H7ZM6 167V168H7ZM12 167V165H11ZM72 167H73V164H72ZM82 167V169L84 168ZM94 166L92 165L91 168H93ZM114 168V166H112ZM112 167H110L111 169H113ZM128 167V166H127ZM6 168H4L3 166V169H0V188L3 189L5 185V183L7 182H4L3 178L1 177V173L4 172V170H6ZM66 168V167H65ZM78 170H79V167H77ZM89 168V167H88ZM95 168V167H94ZM108 168V166L106 167V169ZM109 168V169H110ZM129 168V169H131ZM159 168V167H158ZM219 168V167H218ZM9 169V167H8ZM28 169V170H27ZM35 169V168H34ZM85 169V168H84ZM119 169V167H118ZM122 169V168H121ZM123 169H126L125 167ZM128 169V171H129ZM160 169V168H159ZM162 169V168H161ZM231 169V168H230ZM247 169L249 171H247L246 173L247 174H250L252 173L251 172V169L249 167H247ZM2 170V172H1ZM11 171V169H9ZM9 170H7L9 172ZM13 170H14V167H13ZM32 170V169H31ZM53 170V168H52ZM66 170H70V169H66ZM81 170V169H80ZM99 170V168H98ZM105 169H103L102 171H104ZM235 170V169H234ZM21 171V170H20ZM23 171V170H22ZM21 171V172H22ZM34 171V170H33ZM48 171V170H47ZM73 171V170H72ZM82 171V170H81ZM101 171V170H99ZM109 170H107L108 172ZM112 171V170H111ZM110 171V172H111ZM114 171V170H113ZM116 171V169H115ZM114 171V172H115ZM119 171H122V170H119ZM125 171V170H124ZM151 171V170H149ZM161 171V170H159ZM163 171V170H162ZM161 171V172H162ZM182 171V170H181ZM222 171V170H221ZM224 171V170H223ZM6 172V171H5ZM35 172V171H34ZM41 172H45V170H41ZM76 172V171H75ZM85 172V171H84ZM90 172V171H89ZM97 172V171H96ZM107 172L105 174H107ZM123 172V171H122ZM17 173V171H16ZM24 173V174H23ZM22 174L24 175V177H29L25 174V171L23 172ZM32 173V172H31ZM40 173H36L37 176H40L41 174ZM79 173V172H78ZM81 173V172H80ZM80 173H79V176H80ZM88 171L85 173L87 174ZM90 173H93L90 172ZM109 173V172H108ZM113 173V172H112ZM121 173V172H120ZM132 173V172H130ZM163 173V172H162ZM204 173V172H203ZM240 173V172H239ZM264 173V172H262ZM8 174H11V173H8ZM15 174V173H14ZM20 174V173H19ZM77 174V173H76ZM95 175V173H93ZM98 174V173H97ZM104 174V175H105ZM124 174V173H123ZM143 174V173H142ZM161 174V173H159ZM5 175V174H4ZM12 175H13V172H12ZM16 175V174H15ZM44 175V174H43ZM92 175V174H90ZM108 175V174H107ZM115 175V174H114ZM134 175V174H133ZM132 175V176H133ZM190 175V174H189ZM239 175V174H238ZM7 176V174H6ZM5 176V177H6ZM19 176V177H18ZM34 176V174H33ZM71 176V175H70ZM77 175L76 176H71V178L74 179V177H76L77 179H80ZM89 176L88 174L84 177H87ZM99 175H97L98 177ZM118 176V174H117ZM130 176V175H129ZM131 176V177H132ZM142 176V175H140ZM10 177V176H8ZM18 178H21V175H18L17 176ZM23 177V178H24ZM51 177V176H50ZM121 177V176H120ZM124 177V176H123ZM127 177V175H126ZM125 177V178H126ZM257 177V176H256ZM17 178V179H18ZM22 178V179H23ZM49 178V177H48ZM96 177L94 176V179ZM101 178V177H100ZM108 178V176H107ZM124 178V179H125ZM136 178V177H135ZM164 178V177H163ZM194 178V177H193ZM10 179V178H9ZM13 179V178H12ZM25 181H26V178H24ZM24 179L23 181H20L22 182V185L21 187H25L24 190L27 188L28 189V193L25 192L26 196H25V199H24V196L22 197V191L20 193H12V196H10L11 198H13L14 200H16V202H18V200H22V201H25L26 199H30V195L32 192H34V188L33 185L29 184V183H35V181H31V182H24ZM29 179H32V176L29 177ZM27 178V180H29ZM36 179H39V178H36ZM44 179V178H43ZM59 179H62V178H59ZM116 179V178H114ZM128 179V178H127ZM137 179V178H136ZM141 179V178H140ZM143 179V178H142ZM169 179V178H168ZM19 180V179H18ZM21 180V179H20ZM33 180H35V176L33 178ZM53 180V178H52ZM72 180V179H71ZM75 180V179H74ZM96 180V179H95ZM105 180V179H104ZM103 180V181H104ZM122 180V178L120 179ZM135 180V179H134ZM6 181V180H5ZM12 181V180H10ZM37 181V180H36ZM40 181V180H39ZM68 181V179H67ZM70 181V180H69ZM79 180H77L78 182ZM82 181V180H80ZM98 181V179H97ZM111 181V180H110ZM179 180H177L178 182ZM181 181V180H180ZM179 181V182H180ZM192 181V180H191ZM15 182V181H14ZM13 182V183H14ZM62 182V181H60ZM73 182V181H72ZM75 182V181H74ZM119 182V181H118ZM125 182V181H124ZM134 182V181H133ZM153 182L152 181V184L153 185ZM164 182V181H163ZM162 182V184H163ZM176 182V183H177ZM16 183H19L18 181H16ZM50 183V182H49ZM69 183V182H68ZM82 183V182H81ZM99 183V186L101 185L100 184V181L98 182ZM121 183V182H119ZM128 183V182H127ZM155 183V182H154ZM169 182H167L168 184ZM15 184V183H14ZM37 184H40L39 182H37ZM61 183H59L60 185ZM83 184V183H82ZM123 184V183H122ZM132 184V182L130 183ZM145 184V182H144ZM161 184V183H160ZM173 184V183H172ZM171 184V185H172ZM179 184V183H178ZM9 185V184H8ZM19 185V184H17ZM48 185V183L46 184ZM64 185V183H63ZM96 185V184H95ZM104 185L105 182H104ZM110 185V184H109ZM141 185V184H140ZM182 185V184H181ZM10 186V185H9ZM20 186V185H19ZM41 187V185H39ZM44 186V185H43ZM66 186H67V183H66ZM97 186V185H96ZM124 186V185H123ZM122 185H120V187L118 186V188L120 189L121 187H123ZM126 186L125 185V189H126ZM11 187V186H10ZM15 187V186H14ZM60 188V186H58ZM58 187H57V190H58ZM62 187H65L64 186H61ZM104 187V186H103ZM111 187V186H110ZM129 187V186H128ZM137 187V186H136ZM141 187V186H140ZM148 187H150L148 185ZM198 187V186H197ZM12 188V187H11ZM18 188V187H15V189ZM55 188V187H54ZM75 189V187H72ZM97 188V187H96ZM107 188V187H106ZM135 188V187H133ZM0 189V190H1ZM9 189V188H8ZM31 192H30V190ZM38 189V188H37ZM66 189V187H65ZM63 189V190H65ZM77 189V188H76ZM99 189V188H98ZM97 189V190H98ZM103 189V188H102ZM122 189V188H121ZM124 189V190H125ZM152 189V188H151ZM155 189V188H154ZM239 189V188H238ZM258 189V188H257ZM19 190V188H18ZM43 190V189H42ZM49 190V189H48ZM51 190V189H50ZM55 190V189H54ZM69 190H71V187H69ZM105 190V189H104ZM110 190V189H109ZM123 190V191H124ZM134 190V189H133ZM136 190V188H135ZM142 190V188H141ZM173 190V189H172ZM182 190V188H181ZM240 190V189H239ZM261 190V189H260ZM15 191V190H14ZM17 191V189H16ZM15 191V192H16ZM26 191V190H25ZM77 191V190H76ZM107 191V190H106ZM105 191V192H106ZM138 191V190H137ZM157 191V190H156ZM241 191V190H240ZM24 192V191H23ZM36 192V191H35ZM34 192V193H35ZM51 192V191H50ZM100 192V190H99ZM108 192V191H107ZM129 193V190L126 191ZM168 192H171V190H169ZM197 192V191H196ZM212 192V191H211ZM215 192V191H214ZM244 192V191H243ZM2 193V192H1ZM101 193V192H100ZM182 193V192H181ZM217 193V192H216ZM242 194V191L240 192ZM263 193V192H262ZM5 194V193H4ZM3 194V195H4ZM24 194V193H23ZM52 194V193H51ZM74 194V193H73ZM165 194V193H164ZM183 194V193H182ZM194 194H195V191H194ZM255 194V193H254ZM55 195H57L55 193ZM168 195V194H167ZM175 195V194H173ZM193 195V194H192ZM33 196V195H31ZM46 196V195H45ZM78 196V195H77ZM77 196L75 198H77ZM208 197V195H205V197ZM215 196V195H214ZM8 197V196H7ZM6 197V198H7ZM8 197V199L10 198ZM34 197V196H33ZM166 197V196H165ZM228 197V196H227ZM2 198V197H1ZM42 198V197H41ZM49 198V197H47ZM78 198H81L80 196ZM210 198V197H209ZM208 198V199H209ZM244 198V197H243ZM4 199V198H2ZM34 199V198H33ZM32 199V200H33ZM51 199V198H50ZM178 199V197H177ZM180 199V198H179ZM206 199V198H204ZM203 199V200H204ZM257 199V198H256ZM5 200V199H4ZM52 200V199H51ZM78 200V199H77ZM80 200V199H79ZM213 200V199H212ZM211 200V201H212ZM1 201V200H0ZM6 201V200H5ZM9 201V200H8ZM181 201V200H179ZM184 201H187V200H184ZM226 201V200H225ZM3 202V201H2ZM7 202V201H6ZM15 202V201H14ZM166 202V201H165ZM169 202V201H168ZM173 202V201H172ZM203 202V201H202ZM223 202V201H222ZM228 202V200H227ZM255 202V201H254ZM23 203V202H22ZM21 203V204H22ZM26 203V201L24 202ZM23 203V204H24ZM28 203V202H27ZM79 203V202H78ZM81 203V201H80ZM176 203V202H175ZM184 203V202H183ZM186 203V202H185ZM200 203V202H199ZM212 203V202H211ZM220 203V202H219ZM1 204V203H0ZM174 204V203H173ZM181 205V204H180ZM179 205V206H180ZM227 205V204H226ZM1 206V205H0ZM166 206V205H165ZM172 206V205H171ZM178 206V205H176ZM199 206V204H198ZM200 207V206H199ZM244 207V206H243ZM1 208H3L1 206ZM176 208V207H175ZM225 208V207H224ZM238 208V207H237ZM180 209L181 206H180ZM213 210V209H211ZM229 210V209H228ZM236 210V209H235ZM240 210V209H238ZM262 210V209H261ZM167 211V210H166ZM171 211V210H170ZM176 211V210H175ZM174 211V212H175ZM230 211V210H229ZM214 212V211H213ZM231 212V211H230ZM187 213V212H186ZM210 213V212H208ZM207 213V214H208ZM201 214V213H199ZM212 214V213H211ZM222 214V213H221ZM239 214V213H236V215ZM224 215V214H223ZM168 217V215H166ZM217 216V215H215ZM226 216V215H225ZM239 216V215H238ZM172 217V216H170ZM214 217V215H213ZM224 217V216H223ZM228 217V216H227ZM221 218V217H219ZM218 218V219H219ZM240 218V217H239ZM243 219V218H242ZM189 220V219H188ZM220 220V219H219ZM239 220V219H238ZM242 221V220H241ZM240 221V222H241ZM221 222V220H220ZM248 222V221H247ZM212 223V222H210ZM223 223V222H221ZM223 225V224H222ZM198 226V225H197ZM211 226V225H210ZM216 227V226H215ZM218 227V226H217ZM227 227V226H226ZM205 228V227H204ZM212 228V227H211ZM219 229V228H218ZM216 228V230H218ZM222 229H225V227L223 226ZM202 231V230H201ZM214 231V230H213ZM220 231V230H219ZM200 234V233H199ZM228 234V232H227ZM10 235V234H9ZM217 235V234H216ZM229 235V234H228ZM188 236V235H187ZM227 236V235H226ZM190 237V236H189ZM200 237V235H199ZM213 237V235H212ZM223 238V237H222ZM229 238V237H228ZM155 239V238H154ZM201 239V238H200ZM206 239V238H205ZM208 239V238H207ZM211 239V238H209ZM224 239V238H223ZM221 240V239H220ZM216 243V242H215ZM221 243V242H220ZM208 244V243H207ZM227 245V244H226ZM263 246V245H262ZM160 247V246H159ZM189 247V246H188ZM192 247V246H191ZM190 248V247H189ZM201 248V247H200ZM241 248V247H240ZM231 249V248H230ZM233 249V248H232ZM160 250H161V247H160ZM221 250V248H220ZM156 251V250H155ZM186 251V250H185ZM208 251V250H207ZM263 251V250H262ZM40 253L38 255H41V257L45 260V261H50V264H54V262H51L52 260V256L45 253L44 251H42V249L39 251ZM229 252V251H228ZM252 252V251H251ZM154 253V252H153ZM158 253V252H157ZM156 254V253H155ZM213 254V253H212ZM215 254V253H214ZM225 254V253H224ZM227 254V253H226ZM230 254V253H228ZM236 254V253H235ZM234 254V255H235ZM249 254V253H248ZM252 254V253H251ZM255 254V253H254ZM258 254V253H257ZM190 255V254H189ZM245 255V253H244ZM225 256V255H223ZM237 256V254H236ZM243 256V255H242ZM189 257V256H188ZM247 257V256H246ZM56 258V257H55ZM58 258V257H57ZM140 258V257H139ZM190 259V258H188ZM195 261L192 263V264H201V262H198L196 258H194ZM246 259V258H244ZM259 259V258H258ZM225 260V259H224ZM241 260V259H240ZM251 260V259H250ZM255 260V259H254ZM262 260L264 261V253H262ZM43 261V260H41ZM217 261V260H216ZM228 261V260H227ZM226 261V262H227ZM238 261V260H236ZM244 260L240 261V262H243ZM125 262V261H124ZM140 262V261H138ZM235 262V261H234ZM239 262V263H240ZM42 263V262H41ZM44 263V262H43ZM49 263V262H46V264ZM166 263V262H164ZM186 263V262H185ZM184 263V264H185ZM228 263V262H227ZM231 263V262H230ZM245 263V262H243ZM242 263V264H243ZM256 263V261H255ZM264 263V262H263ZM144 264V263H143ZM171 264V263H170ZM176 264V263H175ZM188 264V263H187ZM221 264V263H220ZM247 264V263H246ZM253 264V263H252Z\"/></svg>",
	"mask_w": 264,
	"mask_h": 264
},
{
	"label": "clouds",
	"instance_id": "clouds-1",
	"mask_svg": "<svg viewBox=\"0 0 264 264\" xmlns=\"http://www.w3.org/2000/svg\"><path fill=\"white\" fill-rule=\"evenodd\" d=\"M69 14L71 13V10H68Z\"/></svg>",
	"mask_w": 264,
	"mask_h": 264
}]
</instances>
